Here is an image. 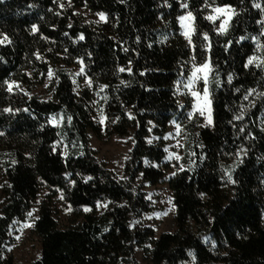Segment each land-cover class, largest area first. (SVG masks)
<instances>
[{
  "label": "trees",
  "instance_id": "1",
  "mask_svg": "<svg viewBox=\"0 0 264 264\" xmlns=\"http://www.w3.org/2000/svg\"><path fill=\"white\" fill-rule=\"evenodd\" d=\"M203 4L0 0L11 41L0 44V264H14L11 236L27 220L40 241L31 264H138L140 252L145 264H264V67H244L264 56L253 39L264 45V0H215L237 13L225 34ZM189 10L185 38L177 17ZM193 56L210 61V124L185 87ZM174 127L179 161L168 152ZM92 134L130 138L122 176L98 159ZM158 184L171 191L174 228L157 234L145 187Z\"/></svg>",
  "mask_w": 264,
  "mask_h": 264
},
{
  "label": "rangeland",
  "instance_id": "2",
  "mask_svg": "<svg viewBox=\"0 0 264 264\" xmlns=\"http://www.w3.org/2000/svg\"><path fill=\"white\" fill-rule=\"evenodd\" d=\"M213 14V13H212ZM187 21L185 25H187ZM217 28L219 27V21H216ZM182 28V27H181ZM186 28H182V32ZM190 38V37H189ZM203 75L202 73L200 74ZM198 83H203V80H197L195 84V90L201 91L202 89H196ZM34 93L38 95H45V85L39 86L34 90ZM199 113V110H196ZM201 116V115H200ZM211 119V113H210ZM203 124L209 123V113L207 108H205V113L201 116ZM51 123L56 125L57 122L54 118H51ZM179 130L174 127L173 133L169 136V157L176 159L177 161L181 158V147H182V137L179 136ZM90 145L96 150V155L99 160H101L115 175L122 176L123 166L127 160L129 151L132 148V143L129 137H118L116 135L110 138L98 139L95 135H91ZM179 156V159H177ZM146 191L149 192L150 197L155 205V211L152 215V223L155 227L156 233H161L164 231H170L174 228L173 212L174 207L172 204L171 191L165 184H158L154 186L145 187ZM1 202V195H0ZM25 224H32V220H27L22 223L18 231L11 236L12 246L10 248L11 254L13 255L14 264H31L34 260L40 256V241L38 237L33 232V226L24 227ZM136 259L138 264H145L142 260L141 252L136 254Z\"/></svg>",
  "mask_w": 264,
  "mask_h": 264
},
{
  "label": "snow or ice",
  "instance_id": "3",
  "mask_svg": "<svg viewBox=\"0 0 264 264\" xmlns=\"http://www.w3.org/2000/svg\"><path fill=\"white\" fill-rule=\"evenodd\" d=\"M121 2H123V0H121ZM241 2H243V0H241ZM215 4V0H213V4H209L208 0H204V4L201 6L202 8H211L212 13L210 15H207L204 17V19H206L209 22H216L219 21V27L215 28V31L219 34H225L228 31L229 28V22L231 20V18L235 15H237L235 9L230 5V4H224L223 6H213ZM61 7H63V5H60ZM70 6V4H69ZM256 8H260V4L256 3L253 5ZM180 7L182 9H188L189 5L187 2H182L180 4ZM262 12H264V9H261ZM97 15L100 17L101 20H105L106 19V14L103 12L97 13ZM196 17L193 15L192 11H186V13L184 15H180L177 17V20L180 22L181 27L182 28H186V30H184L182 32V34L185 36V38H189L191 36V34L195 31L194 27H193V22L195 21ZM262 19H264V16H262ZM188 22L187 25H185V22ZM97 23H99V21H97ZM257 23H261V21H257ZM37 26L36 25H32V30L36 31ZM261 35H264V31L261 32ZM204 39L208 40V34L204 33L203 34ZM80 39H83V36L81 35ZM241 40L246 39V37H240ZM253 39L256 40L257 42V48L261 49L264 48V45H262L259 42V39L257 37H253ZM239 41H237L238 43ZM5 43H11L10 39L7 37V35H3L0 34V44H5ZM188 43L191 44V39H188ZM232 42L229 41V44H231ZM205 47H208L207 45ZM227 47V46H226ZM39 58V57H38ZM2 59V58H0ZM192 62H193V68L191 71V76L189 77V81L188 84L185 85L186 88H188L190 90V94L191 97H193V101H192V109L193 111L199 110V114L201 116L204 115L205 113V108H207V111L209 113V123H211V119H210V113H211V99H210V90H209V72L211 71V67H210V61L208 59H206L202 64H199L198 66L196 65V58L195 56L192 57ZM250 64H255L257 67H264V56H257V55H253V56H249L247 59V62L245 63L244 67L247 68ZM121 72L125 71L124 68L119 69ZM83 71V69H81V72ZM128 71H131V69H128ZM203 74L202 76L200 74ZM49 75H51V70H49ZM203 80V89H202V93L201 91L195 90V84L197 80ZM233 79V76L231 73L228 74L227 76V80L229 83H231ZM5 84L8 85L7 90L9 92L12 91V86L13 84H15V82H11L9 83L8 81L4 82ZM121 83H124V81H121ZM215 83L217 86L220 85L221 81L219 79V73H216V80ZM102 87H106V86H102ZM179 91V89H178ZM237 91H239V89H237ZM254 91V89L249 90V92ZM264 95V94H262ZM244 99L247 100L248 96L245 95ZM181 107H183V105H181ZM4 112H9L11 111L10 108H5L3 109ZM193 111H190L188 113L189 118L192 117L193 115ZM243 118V113H241L240 116L234 117V119H242ZM68 120H71V117H68ZM57 123L59 121H56ZM177 127H179V125H177ZM241 131H243V129H241ZM261 131H264V128L261 129ZM0 135H2V133H0ZM249 135H251V133H249ZM237 156H239V153H237ZM177 159H179V156H177ZM13 164L16 163L15 160L12 161ZM223 167V166H222ZM225 176L227 177V181L229 183L235 184L236 181L233 179L232 175H231V171L225 169ZM85 211H89L90 209L85 207L84 208ZM28 216H32V213L29 212ZM33 225L31 224H25L24 227H31ZM191 255V253H190Z\"/></svg>",
  "mask_w": 264,
  "mask_h": 264
}]
</instances>
